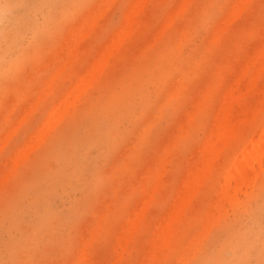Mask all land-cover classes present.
I'll use <instances>...</instances> for the list:
<instances>
[{
  "label": "clouds",
  "instance_id": "9594fccd",
  "mask_svg": "<svg viewBox=\"0 0 264 264\" xmlns=\"http://www.w3.org/2000/svg\"><path fill=\"white\" fill-rule=\"evenodd\" d=\"M0 264H264V0H0Z\"/></svg>",
  "mask_w": 264,
  "mask_h": 264
}]
</instances>
